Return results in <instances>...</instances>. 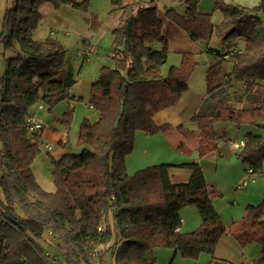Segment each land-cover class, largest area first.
I'll use <instances>...</instances> for the list:
<instances>
[{
	"label": "trees",
	"instance_id": "16d2710c",
	"mask_svg": "<svg viewBox=\"0 0 264 264\" xmlns=\"http://www.w3.org/2000/svg\"><path fill=\"white\" fill-rule=\"evenodd\" d=\"M164 11L193 42L208 45L216 26L211 14L199 11L200 0H175ZM159 0H111L117 24L111 30L112 67H102L91 84L87 103L98 112L96 122L78 128L79 154L51 159L54 191L36 181L32 164L40 154L41 137L25 124L31 110L51 112L60 103L81 102L70 91L76 73L67 51L54 37L33 39L44 6H69L88 13L91 0H12L0 21V48L13 56L3 60L0 76V264H50L47 250L60 264H155L147 253L171 249L184 260L207 254L211 262L220 239L231 234L240 246L258 243L264 264V202L247 206L243 218L226 228L213 201L220 194L210 187L198 163L178 168L190 171L186 183L170 181V164L127 173L126 158L134 150L135 134L153 136L171 126H157L154 116L174 107L188 90L196 63L183 55L181 63L163 76L168 40L158 16ZM217 26L221 47L207 48L212 60L206 71V94L192 116L201 138L199 155L215 149V127L231 122L257 128L247 131L235 158L254 175L264 171V21L245 8L222 6ZM264 10V0L254 8ZM88 22L98 23L90 16ZM95 21V22H93ZM242 40V48H234ZM1 55V53H0ZM73 112L62 115L70 126ZM118 122L117 128L115 124ZM194 206L200 225L180 233V211ZM105 250L99 253V249ZM105 259V260H106Z\"/></svg>",
	"mask_w": 264,
	"mask_h": 264
},
{
	"label": "crops",
	"instance_id": "0c3cea01",
	"mask_svg": "<svg viewBox=\"0 0 264 264\" xmlns=\"http://www.w3.org/2000/svg\"><path fill=\"white\" fill-rule=\"evenodd\" d=\"M60 8L63 9L64 7L55 8L52 6H44L41 9L42 20L37 31H40L43 40L47 37L56 36V30H54L53 27L58 25L64 28L67 27L64 23L65 20L62 18L60 19V15L56 12ZM112 9L111 0H91L88 15L89 18L90 16L98 17V22H100L99 19H101V16L103 19L105 14L107 16L115 15L111 13ZM116 22L117 19H114L113 25L111 26L114 27L117 24ZM89 23L90 22L86 24V28L84 27L85 30H87ZM113 27L109 31L110 36ZM64 30H66L65 35L68 36V30ZM81 40L83 46L85 44H90L92 41L85 37ZM98 51L99 49L95 56ZM0 53L1 76L3 74V60L13 56V54L11 51H6L3 48H0ZM76 60L78 59L76 58ZM81 64L84 65L86 63L83 64L81 62ZM74 72L76 73V71ZM75 85L70 91L71 95L75 98H82V100H84L85 97L83 96L77 97L78 91ZM90 86L91 85H89V90ZM184 94L174 107L161 111L154 116V122L157 126L168 124L171 126V129L166 133L159 132L153 136H146L143 133L141 134V132H136L134 148L136 149V142L139 141L142 155L146 157L145 160H142V164H148L143 166L150 167L159 164H170L174 166L168 171L170 181L174 184L186 183L190 177V171L178 168L177 166L185 163H198L204 172L208 185L220 194V196L216 197L213 201L215 209L226 228L233 230L234 223L243 218L247 206H256L264 202V173L262 175L250 174L241 164L237 165L231 163V159L235 158V151L230 149L227 142L233 141L234 139L228 138L224 141L216 142L215 137V142H213L215 144V149L211 150L207 155L200 157L198 150L200 147L201 135L195 123L191 121V118L198 111L205 96L198 101L194 100L193 104L189 105V103L183 102ZM64 103V112L63 110L61 112H56L55 110L61 103L51 112L44 106H37L31 110V114L39 116L43 121V129L39 134L41 137V145H43L42 147L44 148V145L48 144L50 150L54 148L53 151L49 153V158L54 160H59L64 155L68 154L69 151H72L73 149L70 150L68 148L71 143L74 144L76 148H79L77 145V136L78 128L82 121L87 120L90 123H94L99 118L98 112L88 103L86 104V108L83 106L82 101H64ZM68 109H71L73 112L70 126H66L62 123V115ZM77 116H79L78 119ZM244 137L243 140L240 141H244ZM227 174L231 175L227 176ZM180 218V233L192 232L200 225V216L198 210L194 206L183 208L180 211ZM261 256L262 246L260 244L251 243L242 247L231 234H226L220 239L214 252V257L216 259L224 260L231 264H254ZM175 259L176 254L173 255V260Z\"/></svg>",
	"mask_w": 264,
	"mask_h": 264
},
{
	"label": "rangeland",
	"instance_id": "374dc122",
	"mask_svg": "<svg viewBox=\"0 0 264 264\" xmlns=\"http://www.w3.org/2000/svg\"><path fill=\"white\" fill-rule=\"evenodd\" d=\"M129 3L131 0H124ZM147 2L149 0H142ZM217 0H200L199 1V11L203 14H211V22L216 26L214 34L208 45L203 43H196L189 39L188 35L182 31L177 25L166 20L164 17V11L168 8H175L178 12L184 13L186 6L184 4L178 3L175 0H159L157 3L158 16L164 24L163 34L168 40V55L165 65L162 67V75L166 76L171 67H176L181 63L183 55H191L192 60L196 63V66L189 76L188 79V90L184 94V103H189L192 105L194 100H200L206 94V71L208 63L212 60L211 54L207 52V48L219 49L221 47V42L219 34L217 32V26L223 20L222 12L219 9L215 10V3ZM222 6L226 7L228 5L245 8L247 13L250 15H258L264 21V10L256 12L254 8L260 5L261 0H218ZM12 0H0V21L3 18L4 11L6 7L11 5ZM95 3V2H94ZM10 4V5H9ZM9 5V6H8ZM64 7V8H63ZM63 9H58L56 12L60 15L59 18L65 20L67 27L55 26L56 36L54 38L61 42L64 49L67 51L66 60L74 66V71H76V85L75 88L78 91L77 97H85L82 100L83 106L86 108L88 101L89 85H91L96 78L100 69L104 66L112 67V37L110 36V29L113 27V20L117 19L115 15H104V18L99 19L100 22L97 25L89 23V28L87 19L89 18L88 13H82L77 10L72 9L69 6H62ZM100 17V16H99ZM102 22V23H101ZM117 23V22H116ZM85 27V28H84ZM64 29H67L69 35H65ZM86 31V32H85ZM84 32V33H82ZM96 33V34H93ZM89 38L91 45H94L97 50L99 49L97 55L93 59L84 65L81 64L79 60H76V52L83 47L82 38ZM33 39L36 41H42L40 31L34 33ZM98 43V44H97ZM100 45V46H99ZM244 45L242 40H238L234 48H242ZM78 49V50H77ZM5 63H3L2 72H4ZM94 77V78H93ZM93 79V80H92ZM65 103H61L55 108L56 112H61L64 109ZM45 107V106H44ZM36 108V107H34ZM32 108V109H34ZM46 108V107H45ZM65 110H63L64 112ZM96 111V110H95ZM79 116H77L78 119ZM247 131H251L253 134L259 132L257 128H250L248 126L236 127L235 124L231 122L219 124L215 127V137L217 141H224L228 138L234 139V142H240ZM142 134V133H141ZM40 146V154L35 159L32 164V171L36 178V181L40 183L41 187L48 192L54 191L53 178H52V164L49 158V153L53 151L47 150ZM68 148L69 154H79L83 147H75L74 144H70ZM146 157L142 155V149L140 148L139 141L136 142V149L134 148L132 154L126 158V168L127 173L132 175L138 170H142L148 166V164H142V160ZM146 163V162H144ZM231 163L239 165L240 163L234 158L231 159ZM231 174H227L230 176ZM106 248V247H105ZM105 248L101 247L99 253L103 252ZM51 255L49 259L50 264H60L53 260L56 258V254L51 250H47ZM175 252L171 249L166 248H156L147 253L148 260H154L155 264H217L211 262V258L207 254H202L197 261L184 260L179 254H176V259L173 260V255ZM103 258V264H109V261Z\"/></svg>",
	"mask_w": 264,
	"mask_h": 264
},
{
	"label": "built area",
	"instance_id": "2783aa9c",
	"mask_svg": "<svg viewBox=\"0 0 264 264\" xmlns=\"http://www.w3.org/2000/svg\"><path fill=\"white\" fill-rule=\"evenodd\" d=\"M97 52V48L94 45L91 44H85L82 48H80L76 52V58L81 61L83 64L84 63H89L93 57L95 56ZM41 108V107H40ZM26 127L28 131L31 134H40V132L43 129V121L42 119L35 115V114H30L25 121ZM245 141H240V142H234V141H228L227 145L230 147L232 151H240L244 147ZM44 148L50 150V146L48 144L44 145ZM248 173H252L250 169L247 170ZM264 173V171H263ZM48 259H51L49 254L46 255Z\"/></svg>",
	"mask_w": 264,
	"mask_h": 264
},
{
	"label": "water",
	"instance_id": "95a60500",
	"mask_svg": "<svg viewBox=\"0 0 264 264\" xmlns=\"http://www.w3.org/2000/svg\"><path fill=\"white\" fill-rule=\"evenodd\" d=\"M117 126H118V122L115 124V126H114V127H115V128H117Z\"/></svg>",
	"mask_w": 264,
	"mask_h": 264
}]
</instances>
